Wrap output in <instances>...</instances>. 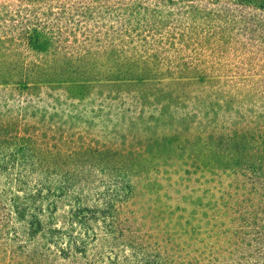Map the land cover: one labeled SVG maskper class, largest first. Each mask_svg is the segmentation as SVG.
Wrapping results in <instances>:
<instances>
[{"label":"trees","instance_id":"trees-1","mask_svg":"<svg viewBox=\"0 0 264 264\" xmlns=\"http://www.w3.org/2000/svg\"><path fill=\"white\" fill-rule=\"evenodd\" d=\"M0 264H264V0H0Z\"/></svg>","mask_w":264,"mask_h":264}]
</instances>
